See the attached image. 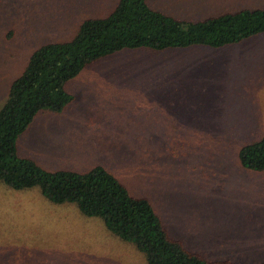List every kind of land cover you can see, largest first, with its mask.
Listing matches in <instances>:
<instances>
[{"label":"rangeland","instance_id":"1","mask_svg":"<svg viewBox=\"0 0 264 264\" xmlns=\"http://www.w3.org/2000/svg\"><path fill=\"white\" fill-rule=\"evenodd\" d=\"M119 1L0 0V110L35 51L72 39ZM148 3L192 22L264 9V0ZM206 50L126 49L88 65L66 86L72 104L41 113L20 137V156L47 171L105 166L189 251L263 264L264 172L244 170L239 153L264 136V34ZM0 264L148 263L77 205L0 184Z\"/></svg>","mask_w":264,"mask_h":264},{"label":"trees","instance_id":"2","mask_svg":"<svg viewBox=\"0 0 264 264\" xmlns=\"http://www.w3.org/2000/svg\"><path fill=\"white\" fill-rule=\"evenodd\" d=\"M260 34L264 9L192 22L155 10L148 0H120L108 16L86 19L72 39L35 51L12 83L0 110V184L15 190L39 189L51 203L77 205L85 217L103 220L112 234L132 243L148 264H234L189 251L171 235L151 201L133 196L105 166L47 171L21 157L18 143L41 113H63L74 101L67 84L105 57L126 49H219ZM239 160L244 170L264 172V136L243 146Z\"/></svg>","mask_w":264,"mask_h":264},{"label":"crops","instance_id":"3","mask_svg":"<svg viewBox=\"0 0 264 264\" xmlns=\"http://www.w3.org/2000/svg\"><path fill=\"white\" fill-rule=\"evenodd\" d=\"M226 47H229V46H226ZM226 47H224V48H220V49H213V48H208V47H195V48H203V49H207L206 51H212V52H219V51H221V49H225ZM190 49V48H189ZM189 49H184V50H189ZM168 51H170V50H168ZM185 60H188L187 58H185ZM186 64H187V62H184V63H182V68L183 69H185L186 70ZM178 65V64H177ZM44 122H45V120H44ZM69 127V126H68ZM68 127L67 126H64V127H61V128H57V129H54V131L55 132H64V131H66V130H68ZM34 160V159H33ZM47 200V199H46ZM48 201V200H47Z\"/></svg>","mask_w":264,"mask_h":264}]
</instances>
